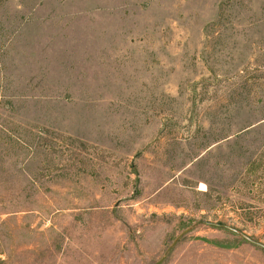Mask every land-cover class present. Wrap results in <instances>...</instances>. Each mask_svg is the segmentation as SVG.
Returning a JSON list of instances; mask_svg holds the SVG:
<instances>
[{"label": "rangeland", "instance_id": "obj_1", "mask_svg": "<svg viewBox=\"0 0 264 264\" xmlns=\"http://www.w3.org/2000/svg\"><path fill=\"white\" fill-rule=\"evenodd\" d=\"M0 264H264V0H0Z\"/></svg>", "mask_w": 264, "mask_h": 264}, {"label": "water", "instance_id": "obj_2", "mask_svg": "<svg viewBox=\"0 0 264 264\" xmlns=\"http://www.w3.org/2000/svg\"><path fill=\"white\" fill-rule=\"evenodd\" d=\"M219 226V225H218ZM226 227V226H225ZM226 228H228L229 230H232L233 232H237L236 230H234V229H231V228H229V227H226ZM244 239H246V240H248L249 242H252V243H254V244H258V243H256L255 241H253L250 237H248V236H245V235H243V234H240ZM259 246H261L260 244H258Z\"/></svg>", "mask_w": 264, "mask_h": 264}, {"label": "bare ground", "instance_id": "obj_3", "mask_svg": "<svg viewBox=\"0 0 264 264\" xmlns=\"http://www.w3.org/2000/svg\"><path fill=\"white\" fill-rule=\"evenodd\" d=\"M202 188H204V184H201Z\"/></svg>", "mask_w": 264, "mask_h": 264}]
</instances>
